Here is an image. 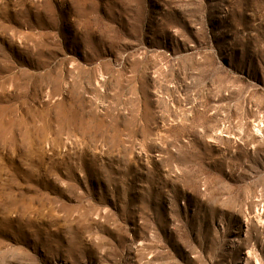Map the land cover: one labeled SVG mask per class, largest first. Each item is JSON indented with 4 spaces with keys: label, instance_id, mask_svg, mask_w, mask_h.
I'll return each mask as SVG.
<instances>
[{
    "label": "rangeland",
    "instance_id": "1",
    "mask_svg": "<svg viewBox=\"0 0 264 264\" xmlns=\"http://www.w3.org/2000/svg\"><path fill=\"white\" fill-rule=\"evenodd\" d=\"M0 264H264V0H0Z\"/></svg>",
    "mask_w": 264,
    "mask_h": 264
}]
</instances>
